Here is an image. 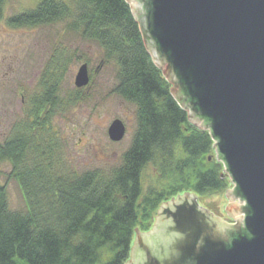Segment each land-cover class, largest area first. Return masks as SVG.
I'll use <instances>...</instances> for the list:
<instances>
[{"label":"trees","instance_id":"obj_1","mask_svg":"<svg viewBox=\"0 0 264 264\" xmlns=\"http://www.w3.org/2000/svg\"><path fill=\"white\" fill-rule=\"evenodd\" d=\"M8 22L63 23L65 31L95 44L101 63L115 67L111 92L135 107L136 126L109 171L68 168L50 119L59 106L61 77L76 55L53 49L25 119L0 142V165H10L7 178L17 183L26 207L12 210L0 183V264H124L135 231L151 229L164 201L183 193L210 197L231 186L209 132L192 124L172 95L125 0H35ZM148 166L153 178L144 189Z\"/></svg>","mask_w":264,"mask_h":264},{"label":"water","instance_id":"obj_2","mask_svg":"<svg viewBox=\"0 0 264 264\" xmlns=\"http://www.w3.org/2000/svg\"><path fill=\"white\" fill-rule=\"evenodd\" d=\"M125 1L147 52L173 85L171 93L188 120L215 141L216 158L233 186L226 190L227 197L242 202H229L225 209L234 217L245 215V231L227 246L220 241L218 221L210 226L206 218L198 222V204L189 209L191 220L179 214L178 227L193 232L186 238L191 243L184 257L191 252L188 264H264V0ZM89 81L84 62L74 84L82 88ZM125 132L118 118L107 129L114 142ZM191 194L163 202L153 227L136 230L134 242L147 241L157 227L168 231L175 219L162 210L174 209L179 198ZM183 261L180 264H187Z\"/></svg>","mask_w":264,"mask_h":264},{"label":"rangeland","instance_id":"obj_3","mask_svg":"<svg viewBox=\"0 0 264 264\" xmlns=\"http://www.w3.org/2000/svg\"><path fill=\"white\" fill-rule=\"evenodd\" d=\"M34 4L35 0H5L3 5L0 19V142L10 135L15 122L25 119L31 108V99L40 90L41 72L53 49L74 50L76 58L70 59L59 82V106L50 119L51 131L56 138L58 154L68 168L107 172L120 163L122 153L130 145L136 126L135 107L111 92L115 85V67L112 63H101L102 53L95 44L65 31L63 23L20 27L9 24L12 16L32 8ZM84 62L88 65L90 81L77 88L75 74ZM160 70L163 71L162 68ZM116 118L124 123L126 132L122 140L114 142L109 139L107 129ZM214 155H217L215 147ZM9 171L10 165L3 162L0 165V183L7 187L9 207L24 211L25 202L17 183L7 178ZM152 178V168L148 166L143 176L144 189ZM230 185L228 189L233 187L232 183ZM225 192L210 197L195 195L199 197L200 207L209 206L218 212H224L229 202L242 204L238 199L229 201L230 197ZM159 209L160 206L155 216Z\"/></svg>","mask_w":264,"mask_h":264},{"label":"flooded vegetation","instance_id":"obj_4","mask_svg":"<svg viewBox=\"0 0 264 264\" xmlns=\"http://www.w3.org/2000/svg\"><path fill=\"white\" fill-rule=\"evenodd\" d=\"M229 194L230 193L228 191L225 192L226 196ZM199 201V197L194 194L185 195L183 198L181 197L177 200L178 203L175 202L176 204L174 209L167 207L164 208L162 210L163 213L169 218L173 216L177 224L174 222L172 226H169L168 231H166V229L158 231L157 227L153 230V233L148 235L149 238L147 241H135L132 243V250H134V254H132L130 264H180V259L182 258H184L183 262H187L188 264L192 259L190 256L191 252L189 254L186 253L185 257L184 253L187 251V246L190 245L191 241L186 243V238H189L191 236L190 234H193V232L189 228H185L183 225L178 227V215H188V219L191 220L189 209L198 203L200 204ZM198 213L201 216L200 218L198 217L199 223L202 222L201 219L203 220V218H206L205 221L209 226L212 225L215 220L219 222L220 241L227 246L231 243L232 238L238 232L243 233L245 231L244 214L238 218L234 217L232 213H229L227 209H225L224 212H218L215 208H211L209 206L204 208L200 207ZM170 229L173 230L172 233H169ZM134 238H136V234L134 235Z\"/></svg>","mask_w":264,"mask_h":264},{"label":"built area","instance_id":"obj_5","mask_svg":"<svg viewBox=\"0 0 264 264\" xmlns=\"http://www.w3.org/2000/svg\"><path fill=\"white\" fill-rule=\"evenodd\" d=\"M213 147H214V145H213ZM224 166V165H223Z\"/></svg>","mask_w":264,"mask_h":264}]
</instances>
